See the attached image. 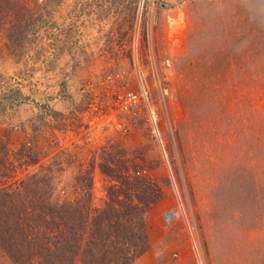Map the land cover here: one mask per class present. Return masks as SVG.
<instances>
[{"label": "rangeland", "instance_id": "rangeland-1", "mask_svg": "<svg viewBox=\"0 0 264 264\" xmlns=\"http://www.w3.org/2000/svg\"><path fill=\"white\" fill-rule=\"evenodd\" d=\"M20 1L17 54L0 30L21 95L0 107V188L41 171L70 200L89 175L100 207L125 165L159 193L130 264H264V0ZM27 146L38 163L20 164Z\"/></svg>", "mask_w": 264, "mask_h": 264}, {"label": "trees", "instance_id": "trees-1", "mask_svg": "<svg viewBox=\"0 0 264 264\" xmlns=\"http://www.w3.org/2000/svg\"><path fill=\"white\" fill-rule=\"evenodd\" d=\"M23 8L20 0H0V30L14 54L23 38L19 28L32 18L23 16ZM4 80L0 74V107L6 101L18 103L21 97L17 90H4ZM3 143L0 172L5 175L13 162ZM20 154L22 165L39 162L30 146ZM124 166L105 172L111 183L100 207L92 205L89 175L76 183L79 195L70 200L52 199L53 182L41 171L0 188V249L8 250L16 264H130L148 249V212L159 193L139 171L136 175Z\"/></svg>", "mask_w": 264, "mask_h": 264}, {"label": "built area", "instance_id": "built-area-1", "mask_svg": "<svg viewBox=\"0 0 264 264\" xmlns=\"http://www.w3.org/2000/svg\"><path fill=\"white\" fill-rule=\"evenodd\" d=\"M178 217H179V212L176 209H174V210L164 212L162 214V221L164 222L165 225H170ZM188 229L190 230L189 227H188ZM197 264H203L201 258H197Z\"/></svg>", "mask_w": 264, "mask_h": 264}]
</instances>
